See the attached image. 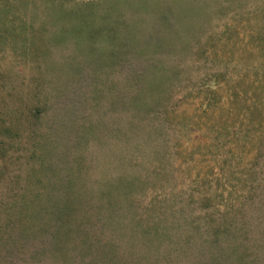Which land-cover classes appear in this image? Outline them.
<instances>
[{"label":"rangeland","instance_id":"obj_1","mask_svg":"<svg viewBox=\"0 0 264 264\" xmlns=\"http://www.w3.org/2000/svg\"><path fill=\"white\" fill-rule=\"evenodd\" d=\"M33 165L83 211L135 177L167 256L214 234L264 264V0H0V197Z\"/></svg>","mask_w":264,"mask_h":264},{"label":"trees","instance_id":"obj_2","mask_svg":"<svg viewBox=\"0 0 264 264\" xmlns=\"http://www.w3.org/2000/svg\"><path fill=\"white\" fill-rule=\"evenodd\" d=\"M155 167L152 166L153 172H157ZM25 182L18 191H8L4 193L5 198L0 197V264H18L23 260L51 264L49 258L53 255H59L56 264H70V260L74 264L73 259L79 260L75 264H180L176 259L181 254L192 258L188 264H219L218 249L223 253L233 251V245L229 243L221 245L224 247L221 250L219 237L213 234V237L204 238L206 245L203 242L196 246L187 236L186 243L170 250L171 242L167 256L166 249L160 250L159 235H163L159 233L163 231L157 221L144 220V216L137 213V206L134 208L135 177L130 174L114 179L112 190L101 195L105 202L99 203L97 208L95 206L94 211H83L78 202H74L73 195L75 198L77 190L79 194V188L72 186V181L60 179L56 183L49 178L44 167L33 165ZM70 202H73L72 209H63H68ZM63 203L67 205L61 206ZM70 212L79 222L68 224L64 221L61 214L71 216ZM143 221L146 227L141 231ZM169 225L184 226L182 223H168V237ZM97 226L101 231L96 230ZM72 229L78 231L73 235L75 244L70 250L67 237ZM138 242L142 243L141 248L145 247L143 251L137 250Z\"/></svg>","mask_w":264,"mask_h":264}]
</instances>
